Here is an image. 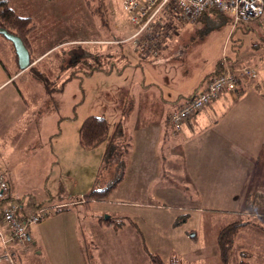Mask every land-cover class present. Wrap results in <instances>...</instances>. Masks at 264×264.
Masks as SVG:
<instances>
[{"label": "rangeland", "instance_id": "1", "mask_svg": "<svg viewBox=\"0 0 264 264\" xmlns=\"http://www.w3.org/2000/svg\"><path fill=\"white\" fill-rule=\"evenodd\" d=\"M116 1H10L15 14L30 18L35 26L28 35L32 43H28L29 48L32 46L30 67L49 71L53 88L65 83L62 92L53 93L51 104L48 101L43 103L45 94L41 84L36 81L32 83L35 92L29 98L32 106L36 104L38 108L40 103L44 104L42 111L45 114L42 116H48L45 128L41 122H34L32 114L26 134L23 133L26 119L19 117L16 121H13L15 118L5 120V133L1 131V135L6 137L0 141V173L12 181L10 184L14 194L10 203L22 199L26 203L31 199L35 201L36 206L24 208L27 215L45 209L47 217L31 225L28 232L32 239H42L40 246L43 254L52 264H152L149 253L159 255L166 264H169L172 255L190 264H220L216 243L219 230L233 222H246L249 219L257 221L260 229H248L240 233L229 264H264V179L253 181L258 186L254 190L257 198H246L240 213L223 210L218 198L217 202L214 198L216 204H212L211 210L199 211L201 208H198L197 199L187 198L186 192H183L187 195L184 197L178 191V188L186 185V181L176 176L173 178L168 171L173 163H177L174 159L181 160V148L172 154L164 145L161 149L158 147L157 152L163 151L165 161L160 159L158 164L138 166L137 172L124 185L121 183L105 201L91 203L89 211L80 210L87 215L80 218L84 220L83 224L88 222L87 217L92 216L97 223L108 217L116 222L115 226L122 224V228L114 230L100 223L104 228L98 232L95 225L92 226V235L100 240L99 251L90 252L94 261L88 262L86 254L83 259L78 258L75 252L66 254L62 241L66 234L56 226V222L64 220L65 215L61 214L66 209L73 212L76 207L72 203L80 199L82 202L93 188L102 190L107 186L110 174L102 172L98 175L104 145L92 151L91 155L88 153L86 156L90 155V159H86V163L80 161L77 167L65 161L68 157H62L58 149L53 148L57 163L51 165L47 162L46 150L49 145L44 146L43 142L37 148L30 147L35 145L30 141L32 134L45 140L47 134L56 132L55 125L63 118L60 129L64 136H68L71 126H78L82 123L80 121L93 115L105 118L110 130L120 122V138L126 141L134 127H139L141 116L146 113L149 119L144 118L143 123L147 121L155 130L161 115L173 110L178 100L181 101L180 97L191 95L214 71L216 62L223 54L237 68L249 66L256 69L257 79L247 80L249 83L264 84V15L238 28H232L231 24L207 25L204 21L185 24L179 29L177 37L170 38L166 51L160 53L159 57L150 56L148 61H142L136 44L118 46L130 34L125 30L127 20L119 12ZM103 16L107 18V26L101 23ZM74 45H81L92 54L99 55L102 68L111 71H94L86 75L83 64L76 66L75 73L65 66L61 71L60 61L68 63V51ZM10 48L14 52L12 43L0 35V60L4 64L8 63L5 61L6 55L14 60ZM120 51L125 57H121ZM39 57L41 59L35 62ZM23 76L33 80L28 69ZM70 76L74 78L70 79ZM139 78L145 84L142 91L137 90ZM72 115L76 116L75 125L65 119ZM183 127L178 133L171 131V135L178 136ZM151 134L154 137L155 131L149 130L147 136ZM57 142L54 140L53 145L56 146ZM143 147L147 150V147ZM158 170L160 173L156 182H151V175ZM173 192L177 195H173ZM161 193L164 196H159ZM126 201L135 204L125 205ZM63 203L67 205H60ZM179 204L180 208L177 206ZM53 215L60 217L51 219ZM24 246L33 247L32 251L37 249L28 240ZM240 247L248 248L251 256L241 255Z\"/></svg>", "mask_w": 264, "mask_h": 264}, {"label": "crops", "instance_id": "2", "mask_svg": "<svg viewBox=\"0 0 264 264\" xmlns=\"http://www.w3.org/2000/svg\"><path fill=\"white\" fill-rule=\"evenodd\" d=\"M28 43L30 45L32 44L29 41V37ZM30 48L32 49V46ZM10 49L13 52V49ZM166 50L167 48L164 51ZM13 55L14 60H10L6 55L5 61L8 62L6 64L0 60V141H3V138L6 137L5 135H1V131L5 133L4 123L8 118H15L13 121H16L19 117L26 119L23 124V133L25 134L28 133L31 114L32 118L34 116L33 120L36 124H40L41 122L44 128L48 124L46 120L48 116H42L45 114L42 110L43 103L47 101V97L45 96L44 102L40 103L38 108L36 104L32 106L29 95H33L35 92L32 85L35 80L23 76L27 70H19L15 53ZM40 59L41 57L35 60V62ZM148 60L149 58L147 57L146 60L142 61ZM207 81L203 85L200 84L201 86L197 90L202 89ZM258 84L242 81L238 86L236 94H222L208 108L188 121L178 136L171 135V129L168 123V117L178 106H175L173 110H168V113L161 115L159 125L156 126L155 130L147 124V121L143 123L144 118L149 119L148 113L143 114L139 127H134L135 129L130 135L131 149L127 160L125 179L122 184L124 185L137 172L138 166L147 163L158 164L160 159L165 161L163 151H159L160 153L158 154V147L161 149L164 145L166 150L172 154H176L174 150L181 148V160L177 161L174 159L180 165L173 163L171 169H168L172 173L173 178L176 176L175 178H182L183 181H186V185L178 188L179 193L186 192L188 196L183 193L184 197L187 196L190 199H197L199 202L198 208H201L199 211L211 210L212 204H216L215 202H217L218 198V203L221 204L222 207H220L223 210L242 212L241 206L244 205L245 199L257 196L254 190L258 189V186L253 181L264 179V84ZM144 88L145 84L143 83V79L139 78L137 81V90L142 91ZM76 106L73 107V110H75ZM62 119L55 125L56 132L47 134L45 140H40L39 136L32 134L30 141L35 145H31L30 147L37 148L38 145L44 142V146L49 145V148L47 147L46 150L48 164L53 165L57 163V156L53 152V148H56L62 157L63 155L68 157L64 159L65 161L70 162L72 166L74 163L77 167L78 164H81L80 161L84 162L86 159H90V155L94 150L86 151L79 145V129L82 123L78 126H71L70 135L64 136L63 131L60 129ZM65 119L66 122H71L73 125L76 123L75 115L66 117ZM149 130L155 131L154 137H152V134L150 137L147 136ZM38 133L44 134L43 132ZM14 138L16 139V137ZM54 140L58 141L56 146L53 145ZM143 146L147 147V150H144ZM99 148L100 146L96 149ZM96 149L95 151H97ZM88 153L90 155L86 156ZM159 173L158 170L151 175V182L158 177ZM2 176L8 184L9 200H12L14 194V189L10 184L12 181L6 175ZM173 195L177 194L173 192ZM159 196H164V193L159 194ZM214 198H216L215 202L213 201ZM69 200L71 201V199ZM16 202L30 207L36 206L35 201L32 199L29 200V203L24 202V199L21 201L17 200ZM72 204L76 209L72 210L73 212H69L70 210L66 209L61 214L65 215L63 216L64 220L56 222V226L62 228L66 234L62 238L65 245V252L67 255L75 252L80 259H83L86 254L88 262L94 261L92 259L93 255L90 252L91 250L99 251L100 240L92 235V226L95 225L97 232L103 226L99 222H94L93 216L86 218L88 219L86 224H83L84 220L81 221L80 218L82 217L83 219L87 215L82 214L80 210L86 209L89 211L91 204L89 206L84 205L81 199ZM132 204L135 203L125 202V205ZM60 205L66 206L67 203ZM177 206L179 208L181 207L180 204ZM247 216L249 217V215ZM58 217L60 216L53 215L51 219H57ZM247 222L251 223L239 231L235 241L242 231L260 229L256 224L257 221L253 222L249 219ZM28 236V241L37 249L32 251L33 247L30 249L24 245L17 247L16 264H52L43 254L44 251L40 246L42 239H32L29 232ZM145 250L147 252V249ZM239 250H242L241 253H247L251 256V251L248 248L242 249L240 247ZM232 251H234V245Z\"/></svg>", "mask_w": 264, "mask_h": 264}, {"label": "built area", "instance_id": "3", "mask_svg": "<svg viewBox=\"0 0 264 264\" xmlns=\"http://www.w3.org/2000/svg\"><path fill=\"white\" fill-rule=\"evenodd\" d=\"M116 1V0H115ZM119 11L127 20L129 36L124 43H134L141 54L151 57L162 53L171 37H177L185 24H194L208 11L227 15L232 28L248 25L264 15V0H117ZM117 27V26H116ZM222 58L220 73L209 81L191 101L184 102L168 119L170 129L178 133L184 124L208 108L222 94H236L239 81H255L256 69L232 68ZM17 202L10 203L8 184L0 174V264H15L17 247L28 240V230L47 217L45 209L29 215Z\"/></svg>", "mask_w": 264, "mask_h": 264}, {"label": "trees", "instance_id": "4", "mask_svg": "<svg viewBox=\"0 0 264 264\" xmlns=\"http://www.w3.org/2000/svg\"><path fill=\"white\" fill-rule=\"evenodd\" d=\"M11 0H0V30H4L7 33L18 37L27 48L30 54V48L27 42V37L31 31L35 29V26L30 18L19 17L15 14L13 9L10 6ZM54 1V0H51ZM120 12V11H119ZM105 15V14H104ZM107 18L102 17L101 23L103 26H107ZM207 22L219 25H232V20L230 17H226V15L218 14L216 11H208L202 14L195 23L197 22ZM216 25V26H217ZM246 26V25H241ZM237 26L236 28H238ZM119 29V27L117 28ZM128 30L126 27L125 30ZM126 30V31H127ZM2 36V35H1ZM115 39L119 40L115 37ZM264 41V40H263ZM118 43L117 41L115 42ZM126 43L121 42L119 47H122ZM121 53V51H120ZM69 59L68 63L64 64V62L60 61V70H64V66L74 72L77 69V65L83 64L86 70L84 74L89 75L94 71H104L109 72L111 70H105L102 68V64L100 61V56L92 54L88 50H86L81 45H74L68 51ZM121 57H125L123 53H121ZM149 55L141 54L142 60H146ZM226 57V56H225ZM140 59V58H139ZM226 60L230 63L232 68H237L238 66L235 65L234 62H231L230 59L226 57ZM31 61V60H30ZM110 64V62H109ZM222 68V58H220L215 66L214 71L211 72L207 77L206 80L201 83H207L211 81L214 77H216ZM79 69V68H78ZM28 72L31 74L32 78L41 84L44 94L47 97L48 104L50 103V99H53V93L55 92H62L65 83L61 84L58 88L52 87L51 75L49 71H41L36 67H29ZM75 73V72H74ZM74 77L70 76V79ZM242 81L238 82V86ZM206 83V84H207ZM200 85V86H201ZM238 89V88H237ZM200 89H196L194 93L188 97H185L181 103L178 100L176 107L179 108L184 102L191 101L196 95L200 92ZM54 103V102H52ZM178 103H180L178 105ZM51 104V103H50ZM56 108L53 105V108ZM175 108L173 111H175ZM202 112V111H201ZM196 117V116H195ZM169 119V117H168ZM169 123V122H168ZM170 127V126H169ZM121 124L120 122L115 124L113 130H110L109 124L107 120L103 117L97 116H88L85 118L80 126L79 129V145L83 150L92 151L98 148L101 145H104V151L102 154L101 164L99 166L98 175L102 172H107L108 175L110 174V179L107 183V186L102 190H95L94 188L83 197L84 205H90L91 203L95 202H103L105 201L108 196L117 188L125 179V173L127 169V160L131 149V139L130 137L123 141L121 140ZM125 142V143H121ZM252 197H249V199ZM254 198H257L255 196ZM100 223H103L106 227H113L114 230L118 228H122V224L119 227L115 226V223L111 218L101 219ZM251 222H243V221H236L233 222L223 228H221L217 234V256L219 257L220 264H229L230 258L232 256V249L234 245L235 238L239 231L249 225ZM247 255V253H241V255ZM149 258L152 264H166L164 261L161 260L159 255L149 253ZM169 264H190L185 262L182 258L177 255H172ZM200 264V263H196Z\"/></svg>", "mask_w": 264, "mask_h": 264}, {"label": "water", "instance_id": "5", "mask_svg": "<svg viewBox=\"0 0 264 264\" xmlns=\"http://www.w3.org/2000/svg\"><path fill=\"white\" fill-rule=\"evenodd\" d=\"M0 35L12 43L19 70H27L31 66L30 54L23 42L18 37L11 35L4 30H0Z\"/></svg>", "mask_w": 264, "mask_h": 264}, {"label": "clouds", "instance_id": "6", "mask_svg": "<svg viewBox=\"0 0 264 264\" xmlns=\"http://www.w3.org/2000/svg\"><path fill=\"white\" fill-rule=\"evenodd\" d=\"M28 238H29V236H28Z\"/></svg>", "mask_w": 264, "mask_h": 264}]
</instances>
